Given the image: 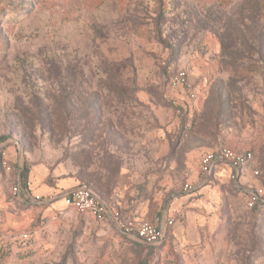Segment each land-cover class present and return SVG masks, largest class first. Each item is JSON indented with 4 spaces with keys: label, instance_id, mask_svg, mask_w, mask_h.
Returning a JSON list of instances; mask_svg holds the SVG:
<instances>
[{
    "label": "rangeland",
    "instance_id": "rangeland-1",
    "mask_svg": "<svg viewBox=\"0 0 264 264\" xmlns=\"http://www.w3.org/2000/svg\"><path fill=\"white\" fill-rule=\"evenodd\" d=\"M180 68L195 98L170 85ZM3 141L37 194L84 183L174 225L149 247L5 183L0 264H264V206L246 204L264 169V0H0ZM223 145L255 151L239 183L221 166L185 190Z\"/></svg>",
    "mask_w": 264,
    "mask_h": 264
},
{
    "label": "built area",
    "instance_id": "built-area-1",
    "mask_svg": "<svg viewBox=\"0 0 264 264\" xmlns=\"http://www.w3.org/2000/svg\"><path fill=\"white\" fill-rule=\"evenodd\" d=\"M173 88L181 89L190 98H195V86L189 79L188 71L184 68L177 69L170 78ZM22 147L17 141H3L0 143V189L8 183L13 195L21 197L32 203H51L61 198L67 206H73L90 215L101 223L113 226L121 234L133 237L149 246H158L169 235V229L174 225V219L160 216L154 222H138L126 215L119 208L109 205L88 184H80L60 192L40 195L30 188L29 184L22 182L21 160ZM256 155L252 149L236 148L223 145L202 155L199 163L201 180L196 184H185V190L195 191L208 183L216 170L221 166L229 167L230 178L239 183L242 173L253 163ZM253 175L260 179L262 186L248 189L247 206L252 208L264 204V169L254 168Z\"/></svg>",
    "mask_w": 264,
    "mask_h": 264
},
{
    "label": "trees",
    "instance_id": "trees-1",
    "mask_svg": "<svg viewBox=\"0 0 264 264\" xmlns=\"http://www.w3.org/2000/svg\"><path fill=\"white\" fill-rule=\"evenodd\" d=\"M181 109V108H180ZM21 177H22V182L23 184L25 185H28L29 184V170L27 167H23L22 170H21ZM95 186H98V184H94ZM97 192V191H96ZM98 193V192H97ZM100 195V194H99ZM261 206H264V204H259V205H256L250 209H258L260 208ZM149 246V245H147ZM149 247H154V246H149Z\"/></svg>",
    "mask_w": 264,
    "mask_h": 264
},
{
    "label": "crops",
    "instance_id": "crops-1",
    "mask_svg": "<svg viewBox=\"0 0 264 264\" xmlns=\"http://www.w3.org/2000/svg\"><path fill=\"white\" fill-rule=\"evenodd\" d=\"M249 170V169H248ZM246 171V170H245ZM244 171V172H245ZM243 172V173H244ZM242 173V174H243ZM32 180H34V183L32 182ZM29 186H30V188L33 190V192H35L36 193V191L34 190V188L36 187V178H34V177H32V176H30L29 177ZM47 187H48V185H46ZM47 187H43V190L44 191H46V192H48V190H50V188H47ZM52 189V188H51ZM53 190H56L55 188H53ZM54 192V191H53ZM49 193V192H48ZM103 198V197H102ZM104 199V198H103ZM104 201H106L108 204H109V202L107 201V200H105L104 199ZM109 205H111V206H113V207H117V206H115V205H113L112 203H110ZM118 208V207H117Z\"/></svg>",
    "mask_w": 264,
    "mask_h": 264
}]
</instances>
